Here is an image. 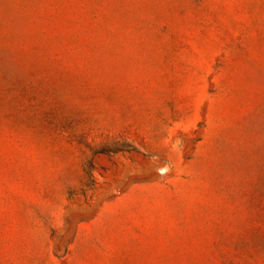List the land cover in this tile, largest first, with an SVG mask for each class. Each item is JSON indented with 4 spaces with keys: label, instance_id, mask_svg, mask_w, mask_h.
<instances>
[{
    "label": "rangeland",
    "instance_id": "rangeland-1",
    "mask_svg": "<svg viewBox=\"0 0 264 264\" xmlns=\"http://www.w3.org/2000/svg\"><path fill=\"white\" fill-rule=\"evenodd\" d=\"M0 264H264V0H0Z\"/></svg>",
    "mask_w": 264,
    "mask_h": 264
},
{
    "label": "crops",
    "instance_id": "crops-1",
    "mask_svg": "<svg viewBox=\"0 0 264 264\" xmlns=\"http://www.w3.org/2000/svg\"><path fill=\"white\" fill-rule=\"evenodd\" d=\"M159 185L157 182H153L148 185H141L138 183L133 184L127 191H149V189L157 188L155 191H163L159 190ZM103 210H116L118 212H121V192L115 197L113 200L105 201L103 204Z\"/></svg>",
    "mask_w": 264,
    "mask_h": 264
}]
</instances>
